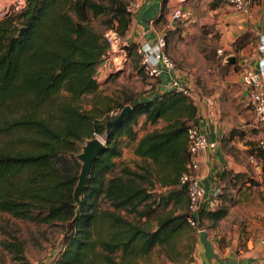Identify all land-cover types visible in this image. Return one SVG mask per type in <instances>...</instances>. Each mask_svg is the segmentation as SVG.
I'll list each match as a JSON object with an SVG mask.
<instances>
[{
    "label": "trees",
    "instance_id": "obj_1",
    "mask_svg": "<svg viewBox=\"0 0 264 264\" xmlns=\"http://www.w3.org/2000/svg\"><path fill=\"white\" fill-rule=\"evenodd\" d=\"M128 3L26 0L23 9L0 21V214L36 224H68L54 264H142L156 248L175 261L192 250L184 255L178 248L179 238L189 231L187 195L178 179L190 157L186 131L197 121L193 102L166 92L139 101L115 124L135 94L117 103L116 113L108 107L95 115L97 103L91 111L79 105L82 97L97 92L96 68L109 47L91 22L106 18L107 29L124 38L133 15ZM126 50L137 68L136 44ZM142 114L146 122L166 125L136 140L134 126ZM94 135L105 136V147L92 164L77 213V144ZM122 138L135 143L133 153L142 163L136 169L124 165L117 175L114 159L122 154ZM170 203L166 213L152 214ZM122 210L144 218L145 224L129 220ZM226 212L202 206L197 225L205 229V218L213 227ZM152 216L155 226L150 228ZM0 245L14 260L25 261L19 239L6 238Z\"/></svg>",
    "mask_w": 264,
    "mask_h": 264
},
{
    "label": "crops",
    "instance_id": "obj_2",
    "mask_svg": "<svg viewBox=\"0 0 264 264\" xmlns=\"http://www.w3.org/2000/svg\"><path fill=\"white\" fill-rule=\"evenodd\" d=\"M137 1L139 8L132 15L124 37L128 43L136 44V54L139 46L154 47L159 36L164 35L165 54L174 60L186 58L185 42L190 37L199 36L200 28L213 25L217 50L222 51L216 50L222 64L217 78L219 86L215 87L218 93L210 99L203 97L199 105L191 88L192 78L176 65L171 71L164 70L158 78L145 77L138 66L128 67L133 58L129 55L124 66L116 71L111 66H106L105 70L100 65L96 68L97 83L102 81L101 85L110 87L104 92L106 102L116 101L112 90L119 88L122 89L119 92L121 99L135 94V98L138 96L139 101H144L174 91L176 85L183 84L192 91L188 99L196 108V125L209 141L216 143L214 148L202 150L195 156L199 164L198 181L205 191L203 207L207 211L220 207L227 210L213 227L212 221L202 219L215 259L209 262L205 258L199 238L190 243L192 250L187 256L175 261L162 255L160 258L163 264H264V155H259L258 148L262 131L254 124V116L246 102L247 88L241 80L244 72L258 75L261 68L263 54L259 45L264 43V0H252L249 15L235 12L221 0H188L184 7L186 16L180 20L171 18L176 0ZM211 36L208 33L204 38ZM231 56L235 58L234 64L227 61ZM137 57L139 59L138 54ZM128 73L132 81L124 84V75ZM259 80L264 87V78L259 77ZM165 125L163 120L152 124L145 121V115H138L134 126L136 140ZM122 141L128 143L126 138ZM134 146L135 143H128L127 149L122 148L121 156L114 161L128 162L131 159L133 165L141 164V159L133 153ZM216 191L217 195H214ZM190 229L194 230L189 227L188 232ZM3 253L8 254L5 250ZM48 256L44 261L28 262L54 264Z\"/></svg>",
    "mask_w": 264,
    "mask_h": 264
},
{
    "label": "rangeland",
    "instance_id": "obj_3",
    "mask_svg": "<svg viewBox=\"0 0 264 264\" xmlns=\"http://www.w3.org/2000/svg\"><path fill=\"white\" fill-rule=\"evenodd\" d=\"M26 4V0H21L19 3V0H0V21L4 20L9 15L19 12L21 9L19 4ZM104 20H107L106 18H100L95 19L91 23L92 25L98 29L99 31H102L104 34L111 30L112 28H108L104 24ZM199 36L197 37H190L186 42V51L187 56L186 58H177V60H174L171 58V60L174 62L176 67H178L183 73L190 75L192 78L191 88L194 94H196V102L199 105L200 102H202L203 97H208V99L212 98V96L218 91L215 90V87H218L220 81L217 79L219 78V73L221 72V59L218 55L217 51V42H216V34H215V27L213 26H204L200 28L199 30ZM205 33V34H204ZM208 33H211L212 36L210 38H207L206 36ZM21 34V32H19ZM129 44V43H128ZM205 52H204V51ZM217 50V51H216ZM206 53V55L202 54ZM203 56V57H201ZM208 59H205L208 57ZM137 59V66L140 67L139 59ZM106 62V64H104ZM101 63L103 66H101ZM111 60H106V58L103 57L102 61L99 63L100 68L105 70L106 66H111ZM134 64V59H130V62L128 64V67H132ZM112 70L116 71V68H111ZM124 69V68H123ZM143 74L142 70H140ZM144 75V74H143ZM145 76V75H144ZM146 77V76H145ZM96 80V79H95ZM124 81L126 84L127 82L130 83L132 81L131 74L128 73L127 75H124ZM97 82V80H96ZM102 82V81H101ZM97 83L98 88L97 92L92 95L84 96L80 99L79 105L81 107V110L91 111L93 110V107L98 109V111H95L94 114L98 115L99 112H106V108L113 107V112L116 113L117 108H115L116 104L119 102H122L125 98L121 99L120 96L122 94H119V92L122 91V89H116L112 90V95L116 98V101H108L106 102L107 97L104 96L105 91H109L110 87L108 85L103 86L102 83ZM112 82V80H111ZM126 86V85H123ZM122 86V88H123ZM191 91V92H192ZM65 95V94H64ZM216 106L214 105L213 109L215 110ZM112 112V111H111ZM110 114V112H109ZM108 116H111L109 115ZM88 141L85 140L82 143L77 144V150L78 153L76 156L82 152V147L85 145V143ZM122 148L127 149L128 143L125 141H122L121 144ZM77 159V158H76ZM80 166L81 162L78 160ZM115 162V161H114ZM116 168L113 174L120 175V170L125 166H128L130 164L131 169H136V166L133 165V161L129 159L128 162L125 161H119L117 160L115 162ZM80 172V168H79ZM160 191V190H159ZM103 208H108L107 203L102 204ZM163 204H160L158 207L152 208L155 210V212H152V214H156L158 212L159 214L166 213L169 209L172 207V203H170L167 207H162ZM111 209V208H110ZM121 215L127 217L129 220L137 222L139 224H145L144 218H140L139 216L135 215L134 213H127L126 211L122 210L120 211ZM154 217L152 216L148 220V227L153 228L155 226ZM68 224H62V223H56V224H36L31 221H23L13 218L12 216L8 214H0V242L5 240L6 238H17L19 239L23 247L25 249L24 256L25 261H18L14 260L12 255H8L6 253H3V249L0 245V264H23L26 262L29 264L28 260H34V261H44L48 257L52 260L51 262L54 263V260L57 256V253L61 249L62 245V239L64 235V230L67 229ZM197 238H199L198 233H196L194 230L190 229V232H187L183 234L179 240H178V248L181 250V252L186 255L190 248V243H195L197 241ZM55 252V253H52ZM158 249L154 250L149 258L150 260H141L142 264H163L164 262L160 258V255L158 253Z\"/></svg>",
    "mask_w": 264,
    "mask_h": 264
},
{
    "label": "built area",
    "instance_id": "obj_4",
    "mask_svg": "<svg viewBox=\"0 0 264 264\" xmlns=\"http://www.w3.org/2000/svg\"><path fill=\"white\" fill-rule=\"evenodd\" d=\"M188 0H176V6L172 10L171 18L173 20H180L186 16L184 7ZM228 4L235 12L242 15H249L252 9V0H221ZM21 0H19V3ZM21 8L24 4H19ZM139 8V2L132 0L128 3L127 10L132 14ZM108 43V50L104 58L111 60L112 67L117 69L124 66L128 60V54L126 47L128 42L118 34L114 29L107 31L104 34ZM166 39L164 35L159 36L157 44L154 47H148L145 45L137 48V54L139 56L140 68L143 74L150 78H158L163 71H171L175 68L173 61L165 54ZM259 50L263 54V60L258 75L252 72H244L242 75V82L246 86V102L249 110L254 116L255 126L259 127L262 131V137L258 141L259 150L264 153V87L259 80V77L264 78V43L259 45ZM222 53L221 50L218 51ZM175 92L180 93L185 97H191V92L183 84L176 85ZM109 115H113L110 112ZM93 138H97L101 143L105 144V136L94 135ZM186 138L188 142L189 160L185 165L184 171L180 174L178 183L180 187H183L187 195V211L186 220L192 229L196 232H200L196 219L200 208L203 206L205 191L201 187L198 181L197 171L199 164L195 159V156L207 148H214L216 143L207 139L197 125L191 124L186 131ZM217 195V191L214 193Z\"/></svg>",
    "mask_w": 264,
    "mask_h": 264
},
{
    "label": "water",
    "instance_id": "obj_5",
    "mask_svg": "<svg viewBox=\"0 0 264 264\" xmlns=\"http://www.w3.org/2000/svg\"><path fill=\"white\" fill-rule=\"evenodd\" d=\"M20 32H22V29ZM227 61L230 64H234L235 58L233 56L228 57ZM138 102V98H135L134 102L131 105L125 106L111 123L115 124L121 119L125 118L128 114L131 113L132 109L138 104ZM194 124L196 125V122ZM104 147L105 144L101 143L97 138H92L85 143V145L82 147V152L76 156L77 160L81 162L80 172L78 174V181L73 190V200L77 205V213L82 207L81 197L84 188L87 184L88 178L90 176L92 164L102 153ZM199 242L203 246L205 258L209 262L214 260L215 253L213 250V246L210 240L208 239V233L205 230L199 232Z\"/></svg>",
    "mask_w": 264,
    "mask_h": 264
}]
</instances>
